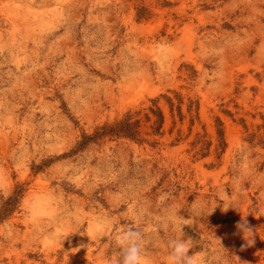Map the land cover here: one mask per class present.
Here are the masks:
<instances>
[{
  "label": "rangeland",
  "instance_id": "1",
  "mask_svg": "<svg viewBox=\"0 0 264 264\" xmlns=\"http://www.w3.org/2000/svg\"><path fill=\"white\" fill-rule=\"evenodd\" d=\"M156 98L158 133L76 149ZM17 185L0 264H110L133 218L145 264L182 233L193 264H264V0H0V206Z\"/></svg>",
  "mask_w": 264,
  "mask_h": 264
},
{
  "label": "trees",
  "instance_id": "2",
  "mask_svg": "<svg viewBox=\"0 0 264 264\" xmlns=\"http://www.w3.org/2000/svg\"><path fill=\"white\" fill-rule=\"evenodd\" d=\"M166 102L168 103L170 112H173L174 106L176 107L178 114L180 118L183 117L181 113V98L176 94V98L178 99V104H174L172 101V97L162 95ZM158 99H152L151 105L139 109L136 111H127L124 116L111 123V124H104L102 126H99L95 129L94 133L91 135H83L82 139L77 143L76 149L82 147L83 145L87 144L89 141H95L101 138H104L105 136L110 137H126L130 139H134L136 141H141L138 139L141 133V123L142 122H150V128H152V131L155 133H158L163 122H164V113L162 109L158 105ZM221 124V122H219ZM218 137L220 142L223 141V131L222 129L217 130ZM23 193V188L21 185H17L15 189L11 192L9 196L5 198V200L2 202L0 206V218L3 215H7L10 212H12Z\"/></svg>",
  "mask_w": 264,
  "mask_h": 264
},
{
  "label": "clouds",
  "instance_id": "3",
  "mask_svg": "<svg viewBox=\"0 0 264 264\" xmlns=\"http://www.w3.org/2000/svg\"><path fill=\"white\" fill-rule=\"evenodd\" d=\"M229 207L237 208L234 203H228L223 207V210L227 211ZM178 211L179 210L177 209L174 213L177 217H179ZM195 211H199L200 214H203L202 209ZM180 219L183 220L184 218L180 217ZM175 222L176 221L173 220V223ZM131 223L133 226L128 227L114 235L113 242L115 244L116 255L114 259L111 260L110 264H145V257L143 256L141 245L142 232L139 229L140 221L139 219L133 218ZM185 224L186 223L181 224V233L182 225ZM237 229L243 233V237L246 241V244L242 245V248L252 246L255 242L253 239V231L248 226L247 220L244 216H242L241 222L237 224ZM181 236L169 240L168 248L170 251L166 257L165 264H193L192 257L189 255L191 240H183L181 239ZM116 249L119 250L117 251Z\"/></svg>",
  "mask_w": 264,
  "mask_h": 264
}]
</instances>
